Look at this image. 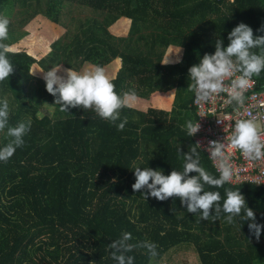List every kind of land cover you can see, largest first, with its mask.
I'll return each instance as SVG.
<instances>
[{
  "label": "trees",
  "instance_id": "trees-1",
  "mask_svg": "<svg viewBox=\"0 0 264 264\" xmlns=\"http://www.w3.org/2000/svg\"><path fill=\"white\" fill-rule=\"evenodd\" d=\"M75 3L92 16L78 21L69 40L51 43L39 61L42 70L57 64L79 71L85 62L104 67L120 56L118 82H112L118 94L134 91L149 98L157 90L174 89L173 104L170 110L124 107L117 121L127 117L122 131L94 108L68 105L62 112L61 102L50 113L43 102H55L59 93L50 94L39 78L33 85L32 56L7 53L13 71L0 81V100L9 102L0 149L15 146L9 128L24 123L26 131L23 145L7 163L0 161V264H119L113 252L132 256L133 264H165L166 255L170 261L171 251L183 244L194 246L200 264H264V228L257 240L243 208L239 215L223 208L227 191H239L254 211V222L264 225V183L228 182L217 188L200 179L201 195L220 194L207 218L202 209L189 212L187 201L181 203L178 196L160 201L149 195L146 200V186L132 189L135 167L183 173L187 156L198 158L200 167L219 178L207 153L186 131V123L197 117L189 69L205 54H214L217 41L226 48L228 34L239 23L252 28L254 39L264 37V0H0V16L10 21L2 43L9 46L19 37L17 15L20 23L42 14L61 24L65 8ZM121 17L131 19L125 37L109 30ZM171 43L182 46L181 59L163 63ZM249 51L264 55V45ZM253 78L264 88V71ZM167 94L171 98V91ZM191 177L199 173L189 172L185 179ZM125 232L131 233L124 243L132 250L111 248ZM152 242L157 245L154 258L144 246Z\"/></svg>",
  "mask_w": 264,
  "mask_h": 264
},
{
  "label": "clouds",
  "instance_id": "clouds-1",
  "mask_svg": "<svg viewBox=\"0 0 264 264\" xmlns=\"http://www.w3.org/2000/svg\"><path fill=\"white\" fill-rule=\"evenodd\" d=\"M10 21L7 17L0 16V81L8 79L13 71L12 64L7 58V53L11 51L10 47L2 43L8 39V25ZM261 31H264V25H261ZM230 43L226 48L222 47V42L217 41L214 54H205L199 65H194L189 69L190 79L193 81L189 85V91L195 94L197 101L208 103L213 94L227 92V103L236 102L237 106H243L245 103V93L252 86V77L259 76L264 71V55H256L250 53V49L264 45V37L254 39L252 28L245 23H239L228 34ZM233 57L236 58L234 63ZM165 61L164 63H168ZM176 62H179L177 59ZM234 71L241 74L231 79L229 88L224 87V80L231 78ZM47 91L59 98L56 104H61L60 111L65 112L67 106L73 107L82 105L85 109L94 108L95 113L102 119L107 120L116 125L118 131H122L127 123V117L120 120V110L124 107H130V101L136 99L134 91L126 92L123 95L115 91V85L108 78L105 69L102 66H95L93 69L81 73L68 69V78L61 81L56 74V69L47 71L44 74ZM58 87H54L57 85ZM9 102L5 98L0 100V130L5 128L8 117ZM31 121H28L30 128ZM199 129V124L192 121L186 123V131L189 136L195 134ZM26 131L24 123H20L17 127L9 128L8 134L16 138L15 146L8 144L0 149V161L7 163L14 155L16 148L23 145L22 136ZM212 145L211 157L213 161L219 158L218 165L214 163L219 178H214L199 166V159L192 160L191 156H187V163L184 165L183 173L172 171L169 175H164L160 171L151 168L135 167L134 174L136 181L132 185L134 192H139L145 186L149 190L144 198L148 196L154 197L160 201H164L168 197L178 196L181 203L187 201L189 212H194L197 208L203 210V217H208V210L214 202L220 199L218 192H202V179L205 183L214 187H223L225 183L232 181L234 169L230 163V155L225 153L223 149L225 145L216 141L210 142ZM232 150H237L241 155L250 161L264 160V138L257 123L253 119H237L234 125V131L231 135L227 146ZM195 153L196 149L193 148ZM199 173V178L191 177L185 179L189 172ZM151 181V182H150ZM223 208L226 213L239 215L241 209L245 210V218L253 221L249 224V230L253 233L257 240L260 239L261 229L264 225H258L255 221V214L251 208L246 207L243 195L239 191H227V197L224 200ZM228 222H232V217H228ZM131 239V233L125 232L123 240L113 242L110 247L113 249H122L123 252H130L132 245L124 243ZM149 250V257L154 258L158 255L157 245L146 243L144 245ZM113 259L119 264H133L132 256L117 255L112 253Z\"/></svg>",
  "mask_w": 264,
  "mask_h": 264
},
{
  "label": "built area",
  "instance_id": "built-area-1",
  "mask_svg": "<svg viewBox=\"0 0 264 264\" xmlns=\"http://www.w3.org/2000/svg\"><path fill=\"white\" fill-rule=\"evenodd\" d=\"M240 74V72L234 71L231 78L224 80V87L229 88L231 79ZM227 100V92L213 94L208 103L197 101L194 94L191 105L197 116L194 124L198 123L199 129L191 137L209 158L212 151L211 141L225 145L223 151L226 155H230V163L234 169L231 183L246 181L264 183V160L250 161L244 158L239 151L227 147L237 119H253L264 138V88L260 87L257 80L252 77V86L245 93V103L242 107L237 106L235 101L228 104ZM211 161L213 165L214 163L218 165L219 158L216 161L211 159Z\"/></svg>",
  "mask_w": 264,
  "mask_h": 264
},
{
  "label": "rangeland",
  "instance_id": "rangeland-1",
  "mask_svg": "<svg viewBox=\"0 0 264 264\" xmlns=\"http://www.w3.org/2000/svg\"><path fill=\"white\" fill-rule=\"evenodd\" d=\"M19 6V5H18ZM16 6V11H18L20 6ZM15 11V12H16ZM87 16H92L91 11L88 10L86 7H83L77 3L73 4L72 6H68L65 8L64 13L62 15V23L58 24L50 19L46 18L42 14H38L32 18H29L22 23L18 21V15L15 19V33L19 35V37L12 43L9 44V47L13 51H24L28 55L32 56L34 59V63L30 66V74L34 76L32 79L33 85L37 86V78L44 79V74L52 69H56V74L58 77H64L66 78L68 76V71H65V66L63 65H53L48 70H42V68L39 65L40 59L43 58L49 51L51 50V43L54 40H62L67 41L69 40V35H72L73 32L76 31V25L78 24L79 20H82L83 18ZM26 17V15H25ZM110 30V28H109ZM111 32V31H110ZM109 64H107L108 66ZM113 65V64H112ZM106 66V65H105ZM104 66V67H105ZM95 66L91 63H83L80 70L76 71L78 73H83L85 71L93 69ZM113 66H111V70L108 71L110 76L108 75V78L114 82V84L117 81V75H114L113 72ZM107 69V68H105ZM107 71V70H106ZM68 78V77H67ZM58 87V84L55 85ZM167 94H161V97H164L167 99ZM150 98V97H149ZM142 99H139L136 97L135 100H133V103H130L131 106L134 108L144 110L147 106H152L154 108H157L156 100L155 102L148 101L146 102ZM149 104V105H148ZM43 105L50 111V113L53 112V109L56 107L55 102L51 100H46L43 102ZM159 109V108H158ZM41 110H38V115H41ZM3 132V130H0V133ZM172 256L171 260L169 261L168 255L165 257V264H200L199 256L194 249V246L192 245H181V247L177 250H172Z\"/></svg>",
  "mask_w": 264,
  "mask_h": 264
},
{
  "label": "crops",
  "instance_id": "crops-1",
  "mask_svg": "<svg viewBox=\"0 0 264 264\" xmlns=\"http://www.w3.org/2000/svg\"><path fill=\"white\" fill-rule=\"evenodd\" d=\"M130 24H131V19L130 18L121 17L117 21H115L109 28H110V31H111L112 34H114L116 36H119V37H125L129 33ZM182 51H183L182 46L176 45V44H172V43L169 44L167 46L164 54H163V63L165 61H167V60L169 61L168 63H175L177 59L180 60L181 59V55H182ZM85 63H89V62H85ZM112 64L114 65L112 70L114 72V75L116 76L118 71H119V69L122 66V60H121L120 56H118V58H116L112 62H110L108 66L106 65L105 67H103L104 69L107 68V69H105V73H106L107 76L108 75L110 76L108 71L111 70L110 67L113 66ZM62 67H64V66H62ZM63 69H65L64 70V72H65V71H68L69 68H63ZM73 71H75V70H73ZM67 77L64 78V77L61 76L60 79H61V81H66ZM169 91H171V93H172L171 98L167 94ZM161 94H167L168 95L167 99L164 98V97L160 98ZM136 97L139 98V99H142V100H144L146 102L151 101V100L153 102H155V100H156V102L159 103V104H157L158 105L157 108L170 110L171 107H172V104H173V99H174V89H170L168 91H158L157 90V91H155V92H153L151 94L150 98H143V97H140V96H137V95H136ZM130 103H133V100L130 101ZM149 107L150 106H147L143 111H146Z\"/></svg>",
  "mask_w": 264,
  "mask_h": 264
}]
</instances>
